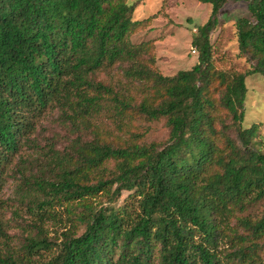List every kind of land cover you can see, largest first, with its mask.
Returning <instances> with one entry per match:
<instances>
[{"label": "trees", "instance_id": "trees-1", "mask_svg": "<svg viewBox=\"0 0 264 264\" xmlns=\"http://www.w3.org/2000/svg\"><path fill=\"white\" fill-rule=\"evenodd\" d=\"M201 1L213 10L193 34L198 62L164 75L154 42L132 39L157 13L137 19L128 0H0V192L49 106L74 132H94L21 172L31 232L17 249L0 241V264H264V213H248L264 200V152L257 124L243 125L246 78L264 76V0H232L250 14L236 22L248 71L214 58L212 32L231 0ZM136 117L164 119L168 138L141 143L124 130ZM105 119L125 139L100 133Z\"/></svg>", "mask_w": 264, "mask_h": 264}, {"label": "rangeland", "instance_id": "rangeland-1", "mask_svg": "<svg viewBox=\"0 0 264 264\" xmlns=\"http://www.w3.org/2000/svg\"><path fill=\"white\" fill-rule=\"evenodd\" d=\"M136 5L135 18L144 19L157 13L150 24L132 36L134 42L152 41L155 44L157 65L164 75H174L183 69H190L198 62V51L193 46V34L199 26L204 25L212 14L213 5L201 0H128ZM250 16L246 1H228L220 11L219 24L212 32L211 40L214 48L216 65L222 69L248 71L252 62L242 56L238 46L236 22L241 17ZM115 74V69L101 71L94 78L106 80ZM248 93L245 101L244 126L257 124L256 146L264 152V76L253 73L247 76ZM107 122L100 133L110 141L125 139V132H136L140 135L141 143L160 142L169 136V128L164 119L147 121L136 117L127 124L124 133L119 128V122ZM36 128L30 135V141L22 145L20 151L13 158L7 169L5 181L0 192V216L6 237L0 235V241L9 243L14 249L20 248L25 237L31 232L29 223L31 214L25 204L21 203V172L29 174L37 172L45 164L46 153L53 146L64 152L77 135L86 139L93 137L94 132L81 128L74 132L71 124L63 118L61 110L56 106H49L35 119ZM128 196L124 192L119 201L121 204ZM253 217H260L264 213V200L252 206L249 211ZM51 235L54 231H61L60 226L51 222L48 224ZM84 230L81 226L79 234ZM35 233V232H32ZM2 249H6L2 242ZM227 244L222 243L221 249ZM264 261V248L262 251Z\"/></svg>", "mask_w": 264, "mask_h": 264}]
</instances>
